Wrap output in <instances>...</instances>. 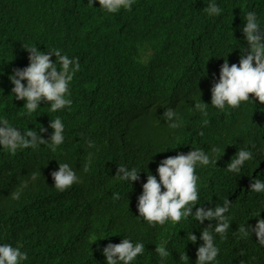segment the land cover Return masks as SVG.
Masks as SVG:
<instances>
[{"label": "trees", "instance_id": "obj_1", "mask_svg": "<svg viewBox=\"0 0 264 264\" xmlns=\"http://www.w3.org/2000/svg\"><path fill=\"white\" fill-rule=\"evenodd\" d=\"M212 1L199 0L198 3L201 4V7L198 9L200 12H204L203 8ZM173 5H177V8L170 14H175L178 9L182 12V10L189 8L180 0H172L168 8ZM252 6H255V9ZM226 7L227 9L222 15L224 26L234 25L238 31L234 32L233 35L228 34L225 39L227 43L237 42L239 46L236 49L240 51L241 46L244 47V45L238 39V35H243L241 29L246 22V13L255 11L261 28L264 29V8L262 3L257 0H227ZM143 8L147 10L146 14ZM159 12V10L154 9L150 0H135L130 12L121 9L114 14L100 8L98 0H93V6L89 4L88 0H0V62L6 56L12 59L11 66L0 73V111L10 112L11 117L2 115L0 118H7L10 124L21 131L27 128L33 129L34 124L45 120L41 104L31 116H17L22 109L24 112L26 109L23 107L24 101L16 100L14 93H11L14 86L8 79L14 69L24 68L28 65L29 53L24 47L35 45L40 51L47 52L53 48H58L62 54H66L70 58L79 57L80 71L76 73L70 87L73 104L69 112L80 115L84 109L87 111L96 110V108L89 106L90 103L92 104V100L87 96L91 95L92 92L84 86V69L91 57H99L101 53H108L106 55L109 57L104 55L105 60L102 65L110 64L113 69L110 74L106 72L103 78L97 82L102 86L104 85V88L109 91V95L116 87L112 80L118 78L119 82L123 84V79L120 78L123 75L130 81L122 86L131 88L134 85L132 83L136 81L135 86L137 88L151 89L149 86L150 78H163L167 73L173 71L177 79L176 90L182 88H191V90L181 96L180 104L173 106V100H171L169 105L179 116L185 118V115L181 114L186 112L187 105L195 95H198L199 100L209 104L208 115L207 117L202 116V123L204 119H208L214 114L209 111L212 107L210 88L213 79H219V68L224 59L213 61L207 52L199 51L200 34L189 30L176 31V35H178L177 45L164 43L161 38L155 35L146 38L142 33L137 34L135 32L133 33L138 36L139 45L132 44L131 41H134L131 39L132 31L137 25L151 26L154 33L161 37L159 28L134 17V15L152 17L154 13L158 14ZM159 17L157 19L159 25L165 26L170 23L168 19L162 18L160 15ZM51 19L56 25L51 28V34L45 36L42 33H47L49 29H46L43 22ZM175 21L182 24L183 18L178 17ZM13 22L18 24L20 28L6 30L5 26ZM206 28L209 29L206 33L207 37L210 40L219 41L217 29L220 28V24L215 22L212 16H208ZM7 47L11 49L7 51ZM240 54L228 57L229 65L238 64ZM51 59L54 61L55 57L53 56ZM98 72L101 73V69ZM141 81L145 84L138 83ZM22 83H26V81H22ZM161 90L164 91L166 88ZM97 92L101 93V91ZM153 93L158 95V91H153ZM97 95L100 96V94ZM250 98H252L251 94ZM136 103L139 105V102ZM136 105L131 106L134 108ZM227 107L228 111L223 110L221 116L209 124L213 132L229 137L233 132L239 131V134H245L243 143H251L261 150L264 149V104L255 101L253 103L249 100L242 101L240 106L235 109ZM101 119L105 125H111V121L107 118H99V120ZM121 120H128V118L126 116H123L122 119L114 117V121L118 124L121 123ZM90 126L96 130H101L98 120H95ZM82 128L86 129V126ZM191 132L200 140H209V133L203 131L204 135H199L201 132L199 125H193ZM111 133L115 135V132L111 131ZM116 137L121 141L129 139L125 136ZM157 140L161 142L159 138ZM222 140L228 142L225 139ZM131 150L135 151L139 157L141 155L136 150L151 154L155 152V150L146 149L141 145H136ZM16 154L10 155L3 147H0V212L3 214V217H0V226L3 225L0 232V244L9 243L13 247L18 244L22 245V251L28 253V259L23 264H60L62 261L72 258L74 252H70V250L75 249L64 235L69 234L71 227L77 226L87 215L83 214L77 200L70 199L69 204H72L73 208H57L55 210V214L67 212L70 216L57 219L47 217L38 209L34 201L24 199L23 196L27 192V187L22 189L18 200L11 199V192L20 188L25 181L28 183L33 180L52 179L50 175L52 171L43 163L40 153L33 158V165L29 169L20 166ZM61 162L70 163L71 159L65 156ZM33 173L36 174L35 179L32 178ZM221 173L223 177L217 175L211 188L199 192V204L206 209L215 205H223L225 199L232 202L229 211L226 213L230 218L227 239L222 241L219 235L215 237V242L220 249L217 261L222 257L230 259L229 256H231L238 264L241 261L244 264H264V247L257 243L255 233H252L247 239L234 234L242 224L255 226L256 218L254 215L259 212L264 213V193H259L258 211L251 214L250 204L247 202L251 192L234 186L226 178L229 173L226 168ZM121 187L126 189L125 181L118 179L116 181L117 191ZM201 205H197V207ZM93 206L102 208V205L99 204H89V207ZM20 208H25L27 211L24 220H21ZM194 212L195 207L193 208ZM260 218L264 219L261 215ZM13 219L19 221L17 226H23L28 230L45 229L50 233L54 230L57 231V236L55 238L37 236L27 240L10 237L5 226L11 227L10 220ZM183 221L174 224L168 220L163 226H149L161 240L169 238L166 244L167 250L171 253L168 257L169 263L184 264L179 257L185 251L189 257V264H195L196 249L203 243L199 239L201 229L209 223L215 224V221L206 220L201 224L195 220L194 216L183 219ZM102 228L104 231L108 230L105 224ZM191 232L197 236L195 244L188 239ZM82 235L86 237L85 233ZM112 238L118 239L116 236H112ZM79 252L85 254L90 260L101 256L103 261L100 264H106L100 249H85ZM134 264L138 263L134 262Z\"/></svg>", "mask_w": 264, "mask_h": 264}, {"label": "clouds", "instance_id": "obj_2", "mask_svg": "<svg viewBox=\"0 0 264 264\" xmlns=\"http://www.w3.org/2000/svg\"><path fill=\"white\" fill-rule=\"evenodd\" d=\"M150 1L154 6V0ZM88 2L93 6V0H88ZM134 3L135 0H98L100 8L113 14L118 13L121 9L130 12ZM262 5L264 8V4ZM203 11L187 8L182 10L183 13L178 9L175 14H164L161 17L168 19L170 23L165 25L168 31L167 36H163L161 34L163 29H159L161 37L163 36L161 39L164 43L177 45V30L199 32L201 37L199 51L207 52L213 61L221 60L223 52L226 53L229 49L224 48L221 52L219 41L216 39L210 40L207 37L206 33L209 29L206 28V21L208 16H219L222 9L215 2H211L203 8ZM178 17L183 18L182 24L176 23L175 20ZM245 21L241 31L247 43V48L241 46L238 64L232 63L229 65L228 57L224 58L219 68V79H213L211 84V105L221 111L225 109L226 105L232 109L238 108L242 101L251 100L253 103L255 101L264 104V29L261 28L255 11H248ZM222 43L225 45L226 42L222 41ZM24 49L29 53L28 65L24 68L14 69L8 77L10 83L14 86L11 93H14L16 100L24 101L23 107L26 109V112L22 109L17 116H31L41 102L50 103V111L52 112L64 108L70 109L73 104L70 85L76 73L80 71L79 57L70 58L68 55L62 54V51L58 48L45 52L38 50L35 45H31L24 47ZM53 56L55 57L54 61L51 59ZM105 57L108 58L109 56L105 55ZM159 79L167 81V88L171 85L175 90L177 89L175 72L170 71ZM22 81H26V83H22ZM96 90L101 91L99 88ZM190 90L191 88L185 89V92L180 96ZM250 94L252 98H250ZM136 104H133V106ZM178 104H180V101L176 103L173 101V106ZM208 105L202 102L201 99L199 100L198 95H195L187 105L186 112L193 114L201 122L202 116L207 117L208 115ZM71 116L77 117L79 114L68 112L62 115V118L57 116L54 120H51L48 127L52 129V133L47 140L48 130L43 127L44 121L34 124L33 129L27 128L21 131L10 124L7 118H0V147H3L10 155H15L18 151L16 156L20 166L29 169L33 165V158L40 153L39 147L41 145H47L52 152H57L58 147L64 143V129L71 126ZM146 116L156 122V133L159 136L165 137L170 128L173 129L172 132L175 135L171 138V141L175 143H178L183 137L190 140V145L202 141L191 132L194 124L191 123L187 115H185V118L179 116L171 105L161 115H156L148 110ZM183 121H186L189 125L187 128H180L183 126ZM208 124L209 121L204 119L202 127H206ZM199 135L203 136V131ZM220 142L226 148L227 155L232 157L226 165V170L229 172L226 178L234 186L251 192L247 202L250 204L251 214H254L259 207V193H264V149L261 150L251 143H228L224 140ZM94 146V142H89L88 147ZM27 148L32 150L29 156L24 151ZM219 151V148H212L214 153ZM222 156L224 157V155ZM91 158L92 154L89 151L84 171L89 170ZM128 158L138 160L140 157L136 155L135 151L130 150ZM216 163L217 160L211 158L202 147L192 148L187 153L178 152L175 156H167L164 159L162 157L156 168L157 175L154 176L150 172L146 174V182L142 184V192L137 197L136 209L139 213L138 218L152 227L156 225L163 226L168 220H171L174 224L180 221L184 222L183 219L192 216L201 224L206 220L215 221V224L209 223L201 229L199 239L203 243L196 249L195 264H238L231 256H229L230 259L222 257L217 261L220 249L215 242L216 235H219L222 241L227 239L230 218L226 213L229 211L232 202L225 199L223 205H215L207 209L199 204V192L211 188L214 178L204 182L202 187L198 189L199 177L196 175V170L210 168V164L216 165ZM140 172L136 168L129 170L125 165H120L117 167L115 177L121 181L132 183L140 180ZM221 172L219 171L217 175L223 177ZM50 175L54 181L55 189L60 192L68 190L73 184L80 181L75 169L69 163H58V170L52 171ZM32 178H36L35 173L32 174ZM26 187L27 182L25 181L20 188L11 192V199L18 200L22 189ZM112 198L113 200H119V193H113ZM124 200L126 203L129 202V199L124 198ZM69 202L70 198L66 196L55 198L50 205L52 211L45 214L48 216L54 215L57 208L64 209L61 206L69 204ZM197 205L201 206L197 207ZM131 207L134 208L135 206ZM194 207L195 212L193 213ZM114 208L118 212L124 210L120 207ZM108 216L110 215L106 214L105 216L107 218L105 225L108 230L116 231L123 226L119 218H116V216L108 218ZM254 217L256 218L255 226L242 224L234 234L247 239L252 233H255L257 243L264 247V219L260 218V212L256 213ZM1 227L3 225L0 226V232ZM112 236L118 237L117 235ZM129 238L126 230L118 244L108 243L103 248L102 254L105 257L106 264H134L137 257L144 254L145 244L142 242L133 243ZM188 239L193 244L197 242V236L192 232L189 234ZM161 241L162 243L155 245V253L160 257L161 264H163L171 253L166 247L169 238ZM179 258L184 264H189V257L185 251ZM27 259L28 253L22 251V245L18 244L13 247L9 243L0 244V264H23ZM240 264H244V262L241 261Z\"/></svg>", "mask_w": 264, "mask_h": 264}, {"label": "bare ground", "instance_id": "obj_3", "mask_svg": "<svg viewBox=\"0 0 264 264\" xmlns=\"http://www.w3.org/2000/svg\"><path fill=\"white\" fill-rule=\"evenodd\" d=\"M171 1L172 0H154V9L160 11V16L170 14L177 8V5L168 8ZM180 1L189 8L198 9L201 7V4L198 3L199 0ZM257 1L264 4V0ZM212 2H215L222 9L219 16H212V19L220 24L219 29L221 31L217 29L220 38L219 49L221 52H223L224 48L229 49L226 53L223 52L221 60L226 57H231V55H239L240 51L236 49L239 44L235 41L227 43L225 39L228 34L233 35L234 32L238 31V28L234 25L226 27L223 24L224 20L222 19V15L227 9V0H213ZM208 4L209 2L207 5ZM252 8L255 9V6H252ZM143 10L146 14L147 10L145 8H143ZM148 13H151V11H148ZM134 17L138 18V20H143L147 24L150 23L159 29H163L161 32L163 36L168 35L165 26L162 24L159 25L157 22V19L160 18L158 14L154 13L153 17H142L140 15H134ZM43 24L49 29L47 33H42L45 36L51 34V28L56 25L53 19L47 22L44 21ZM144 25L146 27L142 25L134 26L132 33H142L146 38L151 35H155L158 38L163 37L155 34L151 26ZM19 28L20 26L14 22L5 26L6 30H17ZM238 37L244 47L247 48V43L243 35H238ZM131 39L134 40L131 41L132 44L139 45L138 36L134 33ZM222 41L226 42L225 45H223ZM106 54L108 53H101L99 57H91V59L87 61L84 69V86L92 92L91 95L87 96V98H90L93 102L92 104L90 103L89 106L96 108V110L88 112L84 109L79 116H71V126L64 129V143L58 147L57 152H52L47 145H41L39 147L43 163L47 165L51 171L58 170V163H62L61 161L65 156H68L71 159L69 165L75 169L80 181L73 184L68 190L60 192L55 189L52 179L33 180L27 183V192L23 197L25 200L34 201L38 209L46 213L52 211L50 205L53 199L66 196L72 200H77L83 214L87 215L77 226L71 227L69 234L64 235L75 249L70 250V252H74V256L62 261L60 264H100L103 261L101 256L90 260L85 254L79 251L85 249L103 250L108 243L118 244L123 238L126 230L128 231L129 239H131L133 243L142 242L145 244L144 254L138 256L134 261L135 263L161 264L160 257L155 253V245L162 243V241L152 231L147 222L138 218L139 213L136 209L137 197L142 192V184L146 182V174L150 172L154 176L157 175L156 168L159 161L162 160L161 157L164 159L167 156H175L178 152L187 153L192 150V148L202 147L211 158L217 160V163L216 165L210 164V168L196 170V175L199 177L197 188L200 189L204 182L215 178L219 171L224 170L228 162H230V159H232V157L227 155L226 148L220 141L225 139L229 143H243L245 134H239V131H235L229 137H225L224 135H218L213 132L209 124L211 121L219 118L223 111L212 106L209 111L214 114L207 119L209 124L206 127H202V123L199 122L193 114H188L187 112L181 114L187 115L192 124L199 125L200 131L209 133V140L198 141L190 145V140L187 137H183L178 143H175L171 141V138L175 135L172 132L173 129L170 128L165 137L159 136L156 133V122L147 118L146 112L151 110L156 115L163 114L168 108L171 100L175 103L181 100L180 95L185 92V89L175 90L171 85L167 88V81L165 79L152 76H150L152 78H150L149 81L151 89L137 88L135 86L136 81L132 83L134 84L133 87L127 88L122 85L130 80H127L123 75L120 77L123 79V84L119 82L118 78L112 80L116 87L115 90L111 92L112 94L109 95V91L104 88V85L102 86L97 82V80L103 78L106 72L110 74V71L113 69V66L110 64L102 65V62L105 60L104 55ZM11 63L12 59L6 56V58L0 62V73L6 71L11 66ZM100 69L101 73L98 72ZM138 83L145 84L142 81ZM98 88L101 90V93L97 92L96 89ZM162 88H166V90L163 91L161 90ZM153 91H158V95H155ZM97 94H100V96ZM137 101L139 105L133 108L131 105L136 104ZM41 107L45 115L43 127L48 130L47 140L52 133V129L48 127L49 122L54 120L57 116L62 118V115L67 114L72 106L70 109L64 108L56 112L50 111V103L41 102ZM224 110L228 111L227 105ZM2 115H8V118L11 117L10 112L5 113L4 111H0V116ZM123 116H126L128 120H121L120 124L114 121V117L122 119ZM99 118H107L111 121V125H105L103 120H99ZM95 120H98L101 130H96V128L90 126ZM85 126L86 129H83L82 127ZM188 126L186 121H183V126L180 128H187ZM111 131L115 132V135L112 134ZM116 136H125L129 139L121 141ZM157 138H159L161 142L158 141ZM89 142H94L95 146L88 147ZM136 145L155 150V152L151 154L142 150H136V152L141 155L140 158L138 160H130L128 154ZM212 148H219L220 151L214 153L212 152ZM24 151L26 155L29 156L32 150L31 148H27L24 149ZM89 151L92 154L91 164L89 165V170L84 171V165L87 163ZM120 165H125L129 170L136 168L141 172L139 173V181L132 183L130 181H125L126 189L121 187L119 191H117L116 181L118 179L115 175L117 174V167ZM113 193H119L120 199L113 200ZM124 198L129 199V202L126 203ZM91 203L102 205L103 208L89 207ZM131 206L135 207L132 208ZM114 207H120L124 210L118 212ZM61 208H73V205L66 204L61 206ZM19 212L21 220H24V216L27 214L26 209L20 208ZM106 214L119 218L123 226L116 231H104L102 227L107 221V218H105ZM45 216L57 219L68 217L70 214L65 212ZM110 216H108V218ZM0 217H3L1 212ZM18 222L17 219H13L10 220L11 227L5 226L6 232L10 237L19 240H27L30 237L37 236H44L47 238H55L57 236V231L55 232L53 230V232L50 233L45 229L28 230L23 226H17ZM83 233H85L86 237H83ZM112 235H117L118 239L112 238ZM163 264L173 263H169V259L167 258Z\"/></svg>", "mask_w": 264, "mask_h": 264}, {"label": "rangeland", "instance_id": "obj_4", "mask_svg": "<svg viewBox=\"0 0 264 264\" xmlns=\"http://www.w3.org/2000/svg\"><path fill=\"white\" fill-rule=\"evenodd\" d=\"M6 49H7V51H9L11 48L7 47ZM260 215L264 218V213L263 212H260Z\"/></svg>", "mask_w": 264, "mask_h": 264}]
</instances>
